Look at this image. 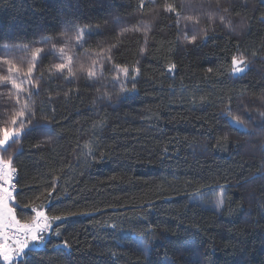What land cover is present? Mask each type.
I'll return each instance as SVG.
<instances>
[{
    "label": "trees",
    "instance_id": "trees-1",
    "mask_svg": "<svg viewBox=\"0 0 264 264\" xmlns=\"http://www.w3.org/2000/svg\"><path fill=\"white\" fill-rule=\"evenodd\" d=\"M9 66L0 129L51 130L0 152L14 205L67 216L34 264H264V0H0Z\"/></svg>",
    "mask_w": 264,
    "mask_h": 264
},
{
    "label": "snow or ice",
    "instance_id": "snow-or-ice-1",
    "mask_svg": "<svg viewBox=\"0 0 264 264\" xmlns=\"http://www.w3.org/2000/svg\"><path fill=\"white\" fill-rule=\"evenodd\" d=\"M169 12H174L175 8L169 6L165 9ZM179 15V13H177ZM90 35V34H89ZM187 39V37H185ZM197 40L196 35H192L189 43H194ZM63 49L61 52V62L55 65V70L57 72L63 73L65 68L69 67L73 62V57L69 56L67 58V64L63 62ZM5 63H8L5 61ZM232 71L236 74L245 72L246 64L243 58H237L233 56L232 61ZM175 64L169 67V71L174 70ZM9 75L5 77H0L4 82L11 83L12 87L16 89L17 93L23 91L21 85L17 83L16 79H12L11 74L13 73V68L11 66L7 69ZM34 71V65L28 67L26 76L31 77ZM125 76L128 74V69H123ZM137 73L139 69L135 70ZM211 71V69H209ZM93 72L89 71L88 76L91 77ZM127 89L121 88V92H126ZM19 103V99L17 100ZM28 113L27 120L24 119L25 113ZM19 118V124H17V119ZM238 129L241 128L243 122L239 119L234 121ZM11 124L15 125L13 129L8 128L0 129V152L5 154L12 145L19 143L20 139L23 137L32 136L34 133L39 135H44L50 132V129L46 127H41L37 122L33 121V114L31 108L26 102L18 113L11 119ZM243 130V129H242ZM16 174L13 160L11 158L4 159L0 157V259H2L3 264H34V255L48 254V249L52 246L53 252L69 251L68 243L60 242L59 237L62 235L60 228L61 225L57 224L58 221H63L67 219V216L63 213L55 214L53 211L51 216L47 215L44 211L38 209H32L25 212L23 206L13 205L9 206V202L13 200V192L16 189V184L19 183L18 178L13 182V177ZM17 196L22 195L21 193H16ZM51 197V193H48ZM223 204V200H220L216 205V210L219 211ZM48 205L46 204L45 207ZM20 209V214L22 216L26 215L30 217V222L21 223L17 219V212L15 209ZM72 215L74 213H68ZM55 225V227H54ZM5 229H14L10 235L5 234ZM53 236L56 238L53 239ZM14 241V243H9V241ZM143 251H147V245L145 244Z\"/></svg>",
    "mask_w": 264,
    "mask_h": 264
},
{
    "label": "built area",
    "instance_id": "built-area-1",
    "mask_svg": "<svg viewBox=\"0 0 264 264\" xmlns=\"http://www.w3.org/2000/svg\"><path fill=\"white\" fill-rule=\"evenodd\" d=\"M16 179H17V173L15 174V176L13 177V182H15L16 181ZM17 190V188L15 189V191ZM14 191V192H15ZM13 192V193H14ZM12 232H14V229H5V234H8V235H10ZM9 243H14V241H9Z\"/></svg>",
    "mask_w": 264,
    "mask_h": 264
},
{
    "label": "rangeland",
    "instance_id": "rangeland-1",
    "mask_svg": "<svg viewBox=\"0 0 264 264\" xmlns=\"http://www.w3.org/2000/svg\"><path fill=\"white\" fill-rule=\"evenodd\" d=\"M232 73H233V75H241V74H243L244 72H243V73L236 74V73H234V72L232 71ZM13 205H14V193H13V200L9 202V206H10V207L13 206ZM0 261H1V263L3 264L2 259H0Z\"/></svg>",
    "mask_w": 264,
    "mask_h": 264
}]
</instances>
